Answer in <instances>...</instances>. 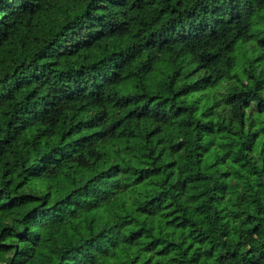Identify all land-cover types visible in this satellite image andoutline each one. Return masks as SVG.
<instances>
[{
	"label": "trees",
	"instance_id": "trees-1",
	"mask_svg": "<svg viewBox=\"0 0 264 264\" xmlns=\"http://www.w3.org/2000/svg\"><path fill=\"white\" fill-rule=\"evenodd\" d=\"M0 264H264V0H0Z\"/></svg>",
	"mask_w": 264,
	"mask_h": 264
}]
</instances>
